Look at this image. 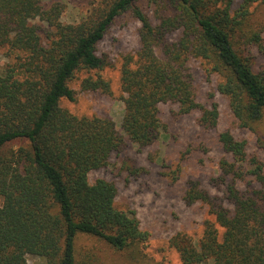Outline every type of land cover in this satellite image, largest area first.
Masks as SVG:
<instances>
[{"label": "trees", "instance_id": "obj_1", "mask_svg": "<svg viewBox=\"0 0 264 264\" xmlns=\"http://www.w3.org/2000/svg\"><path fill=\"white\" fill-rule=\"evenodd\" d=\"M138 2L97 0L81 21L64 24L60 3L45 9L43 0H0V52L16 55L0 73V264H28L29 256L45 264H96L92 250L79 249L82 237L141 253L149 232L135 212L116 207L115 183H91L89 174L123 151L124 135L141 148L152 145L165 130L161 104H177L181 114L199 110V125L217 128L219 106L198 102L192 61L206 62L221 78L217 91L238 126L257 132L263 144L255 129L264 125V67L255 69L253 51L264 60V37L252 17L264 0L236 7V0H149L157 23ZM126 13L141 30L139 50L120 71L122 135L111 120L78 117L60 103L76 101L70 82L77 74L109 65L98 46ZM81 86L112 94L101 77ZM218 142L227 155L214 179L223 198L193 180L184 197L188 205H207L215 220L204 222L198 242L178 234L170 243L182 264H264V163L230 130ZM248 180L242 191L239 183Z\"/></svg>", "mask_w": 264, "mask_h": 264}, {"label": "rangeland", "instance_id": "obj_2", "mask_svg": "<svg viewBox=\"0 0 264 264\" xmlns=\"http://www.w3.org/2000/svg\"><path fill=\"white\" fill-rule=\"evenodd\" d=\"M240 1L236 0L235 7ZM95 2L97 0H43L45 9L54 3L63 6L61 20L64 24L81 21ZM138 5L157 23L149 0H139ZM252 24L263 30L264 37V5L254 9ZM140 30V22L131 13L119 17L98 46L99 55L109 65L103 70L77 74L70 82V87L76 92V101L62 100L60 106L78 117L111 120L124 135L121 124L125 109L121 101L120 71L124 59L129 55L134 56L140 48ZM179 34L177 32L172 38L175 40ZM253 54L257 55L255 69H263L262 56L256 50ZM15 56L7 50L0 52V73L16 63ZM191 68L198 102L206 108L213 103L218 104L219 124L215 130H206L198 123L202 116L199 110L181 114L177 104H161L160 118L165 130L152 145L141 148L124 135L126 146L123 151L114 153L106 168L89 174L91 183L98 179L115 183L118 189L116 207L125 212H135L142 230L150 234L149 241L142 245L141 253L137 254H134L135 251L112 250L95 238H80L79 249L92 250L96 264H182L171 240L178 234H185L198 242L203 234L204 222L215 220L207 205L200 202L188 205L185 202L188 182L199 181L202 188L223 198V186L214 182L220 175L219 162L227 156L218 142L219 133L230 130L237 139L246 140L248 152L258 155L264 163V125L255 129L263 134L262 144L258 141L257 132L238 126L227 100L217 91L221 78L208 71L207 63L192 61ZM87 77H101L108 81L112 94L84 91L81 83ZM132 167L139 168L138 174L133 175ZM248 182L239 183V188L246 190ZM252 186L258 188L255 182H252ZM224 204L233 208L227 201ZM133 256L136 259H132ZM27 260L28 264H45L43 258L29 256Z\"/></svg>", "mask_w": 264, "mask_h": 264}]
</instances>
